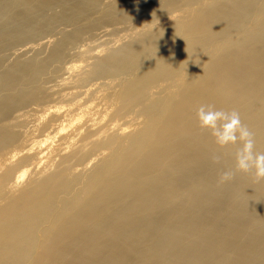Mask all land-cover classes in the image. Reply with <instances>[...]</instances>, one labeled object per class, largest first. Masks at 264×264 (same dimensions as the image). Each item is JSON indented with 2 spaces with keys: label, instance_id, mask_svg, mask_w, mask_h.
I'll use <instances>...</instances> for the list:
<instances>
[{
  "label": "bare ground",
  "instance_id": "obj_1",
  "mask_svg": "<svg viewBox=\"0 0 264 264\" xmlns=\"http://www.w3.org/2000/svg\"><path fill=\"white\" fill-rule=\"evenodd\" d=\"M162 1L103 7L101 0H0V121L47 96L68 49L84 34L101 22L149 17ZM263 8L264 0H215L183 35L177 26L146 29L103 52L82 51L92 77L137 71L126 99L159 81L176 87L172 79L180 70L189 79L177 101L154 100L140 111L142 127L85 174L83 198L74 187L62 190L64 211L55 213L57 195L47 196L41 183L0 206V264H264V180L236 172L220 184V175L234 169L236 147L220 149L196 119L202 104L236 110L264 152ZM66 26L71 31L57 33L45 59L22 54L5 65L15 46ZM217 41L220 56L209 47L206 60L197 58ZM9 140L0 128V148ZM71 157L59 171L73 173L77 152ZM40 197L46 198L36 202Z\"/></svg>",
  "mask_w": 264,
  "mask_h": 264
},
{
  "label": "rangeland",
  "instance_id": "obj_2",
  "mask_svg": "<svg viewBox=\"0 0 264 264\" xmlns=\"http://www.w3.org/2000/svg\"><path fill=\"white\" fill-rule=\"evenodd\" d=\"M114 1L117 0H101V5L107 7ZM147 1L125 0V4L133 7ZM214 1L174 0L173 3H167L163 0L157 4L160 8L153 15L146 17L139 14L125 23L101 22L69 48L61 70L49 83L47 96L26 107L12 110L0 121V128H5L6 134L10 136V140L0 148V159L4 163L13 161L11 164L0 165V206L28 193L34 189V185L41 183L46 187L47 196L54 193L57 195L55 213L64 211L60 202L62 190L74 187L79 197L83 198L85 174L125 144V137L142 127L145 117L140 111L154 100L177 101L189 79L180 70L172 79L178 83L176 87L169 80L159 81L150 84L141 96L126 99L123 95L127 82L137 76V71H124L117 76L92 77L89 75L88 64L79 57L82 51L89 50L90 54L103 52L115 42L124 43L129 36L146 29L155 32L177 26L179 35H183L187 23L200 14L202 7ZM93 18H97V15H93ZM82 24H86V21H82ZM71 29V26L59 27L56 34L38 35L27 44L15 46L7 53L5 65L22 54L25 59L35 55L40 60L45 59L59 39L57 33ZM209 47L215 48L216 56L223 53L220 41H217L199 51V60L207 59ZM55 65L51 66V70ZM72 65L78 68L68 74L67 68ZM75 151L78 161L72 166L73 173L59 171L58 167L62 165L64 157L71 158L70 162L73 163L71 155ZM33 169L35 171L29 175ZM58 171L60 173H54ZM31 180L36 184H30ZM46 197H40L36 202H42ZM4 222L0 218V225ZM41 230H37V239L42 238Z\"/></svg>",
  "mask_w": 264,
  "mask_h": 264
},
{
  "label": "clouds",
  "instance_id": "obj_3",
  "mask_svg": "<svg viewBox=\"0 0 264 264\" xmlns=\"http://www.w3.org/2000/svg\"><path fill=\"white\" fill-rule=\"evenodd\" d=\"M196 119L200 129L210 133L220 149L236 147L234 169L220 175V184L230 181L236 172L249 174L257 182L264 180V152L256 150L253 133L242 123L239 112L202 104L196 110ZM213 159L218 161L220 157Z\"/></svg>",
  "mask_w": 264,
  "mask_h": 264
}]
</instances>
